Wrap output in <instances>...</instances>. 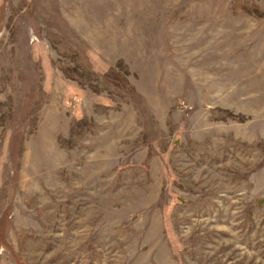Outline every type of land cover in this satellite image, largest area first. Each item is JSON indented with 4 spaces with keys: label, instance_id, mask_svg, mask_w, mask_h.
Instances as JSON below:
<instances>
[{
    "label": "rangeland",
    "instance_id": "obj_1",
    "mask_svg": "<svg viewBox=\"0 0 264 264\" xmlns=\"http://www.w3.org/2000/svg\"><path fill=\"white\" fill-rule=\"evenodd\" d=\"M0 264H264V0H0Z\"/></svg>",
    "mask_w": 264,
    "mask_h": 264
}]
</instances>
